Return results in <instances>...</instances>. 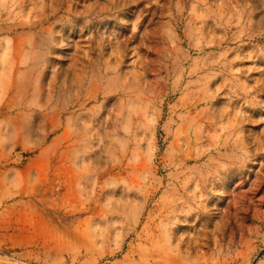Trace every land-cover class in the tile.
Returning <instances> with one entry per match:
<instances>
[{
  "label": "rangeland",
  "instance_id": "rangeland-1",
  "mask_svg": "<svg viewBox=\"0 0 264 264\" xmlns=\"http://www.w3.org/2000/svg\"><path fill=\"white\" fill-rule=\"evenodd\" d=\"M0 264H264V0H0Z\"/></svg>",
  "mask_w": 264,
  "mask_h": 264
}]
</instances>
